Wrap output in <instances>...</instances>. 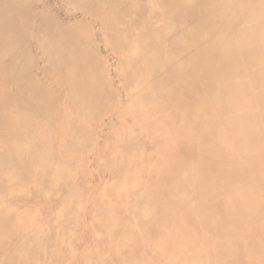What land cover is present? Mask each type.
<instances>
[{
  "label": "rangeland",
  "instance_id": "rangeland-1",
  "mask_svg": "<svg viewBox=\"0 0 264 264\" xmlns=\"http://www.w3.org/2000/svg\"><path fill=\"white\" fill-rule=\"evenodd\" d=\"M214 1L229 2L224 15L234 19L205 28L198 5L0 0L18 12L13 22L0 17L16 29L0 55L11 48L18 57L0 61V211L27 210L26 222H38L74 197L61 209L62 248L42 222L38 256L18 263L7 234L0 264H89L76 254L101 238L89 223L102 199L130 225L129 260L106 255L110 264H264V0ZM166 19L186 36L199 29L201 43L184 52L160 34ZM171 53L179 54L172 68L142 66L144 54L152 64ZM209 157L227 171L240 167L225 189L203 176L199 161ZM24 172L31 180L19 185ZM168 193L177 219L153 242L138 223L145 208L163 210L156 197Z\"/></svg>",
  "mask_w": 264,
  "mask_h": 264
},
{
  "label": "bare ground",
  "instance_id": "bare-ground-1",
  "mask_svg": "<svg viewBox=\"0 0 264 264\" xmlns=\"http://www.w3.org/2000/svg\"><path fill=\"white\" fill-rule=\"evenodd\" d=\"M133 1L136 2V1H140V0H132V2ZM161 2L163 4H165V6L169 10H171L172 8H177V7H186L189 5L190 6L191 5L201 6L203 11L200 14V16H198L199 20L210 18V20H209L210 22H208V23H207V20H205L206 22L200 21L202 23L203 27H205V28L209 27L210 24L212 25L210 27H213V25L215 24L214 20L218 21V19L221 20L222 18L228 20L230 18V17H227L224 15V13L227 12L226 10L230 8L229 2L228 3H221L218 1H214V0H161ZM231 8H233V7H231ZM217 11H219L220 15L217 14ZM190 12L192 14V11H190ZM190 12H188V13H190ZM243 12L244 11L242 10V13ZM2 15H4L5 20L13 22L17 19L18 12L16 10L6 6L4 8H2V7L0 8V17ZM240 16H241V14H240ZM193 17H194V21L198 22L195 18V15H193ZM231 19L233 20L234 18H231ZM232 20H230V21H232ZM163 22H165V23H164V26L162 28V31H160L161 32L160 34L163 33L169 39H171L175 43L177 42V44H179V45H185L186 48L183 49V50H185L184 52H191L192 45L196 44V43H201V41L203 39L204 34L200 33L199 29H197L196 31L193 29V30H190L189 33L187 32L189 35V37H188V35L186 36V32H183V33L174 32L173 27L170 26V21H168L167 19ZM219 22H221V21H219ZM2 24L3 23L0 21V46H2L4 44L11 45L10 42H13V40L16 39V37H15V33H16L15 30L16 29H10V28L6 29L4 27V25H2ZM217 26H218V24H217ZM179 54H182V51H180ZM179 54L178 53H171V54H168V56L164 55V56H166V59H164V58L161 59V56H160V59L162 61L160 60L161 62L152 63V64L151 63L146 64V62L149 61L146 59H149L150 57L147 54H144V55H142V60L144 61V62L141 61L142 66L148 73H152L155 70H161V69H164L167 67L172 68L178 64L177 61L179 60V58L177 56H179ZM0 56H1L0 61L5 59V62H7L9 66L14 65L15 61L18 59V57L15 55L13 50H11V48H9L7 51H2ZM193 58H194V56H193ZM208 122L209 123L207 124V126L209 128H212L213 122L211 121V119ZM213 140H215V139H213ZM207 152H208L207 148H202V152L197 153V154H201V153L206 154ZM210 152H212V155H218V152L214 151L213 147L210 150ZM209 158L210 159H208V160H202L201 159L199 161V168H200L201 172L203 173V176L206 174L209 177V180L212 184V188H211L212 190H214V189H218V190L225 189L226 186H228L232 182L233 177L239 172L240 167L238 165H233L232 168L228 169V171H227V169L219 167V165H215L213 159H211V157H209ZM125 160H126V158H125ZM250 163H251V161H250ZM21 169H23V167L21 165H19V167L14 166L13 170H12L13 173L10 174L11 177L14 176V173H15L14 171L21 170ZM27 173L24 172L22 178L19 179V182H18L19 185L26 183V182L31 180L30 179L31 173L30 172H27ZM251 173H252V171H251ZM254 173H252V174H254ZM208 177H205V179H208ZM14 186H17V185L15 184L12 187H14ZM160 191H162V190H160ZM71 195L67 194L66 197H61L60 200L58 199L59 204L55 205L56 206L55 211H56V209L58 210L56 212V216H52L53 213H55V212H53V213L50 212L47 219L44 220L40 217L41 220L38 222H36V220H32L31 222H26L28 215H29V211H27V210H16L15 209V211L13 213L14 215H12V217H10V216L8 217V215L3 210L0 211V237L9 234L13 237V240L15 241V243L18 244L16 259H15V260H17L18 263H22L23 259L25 260L26 257L33 259V258H36L38 256V254L41 250L40 246L42 245V243H41L42 241H40L38 238V235H39L38 233L40 232V230L43 229V226L45 225V224H42V222H46L47 229L57 230L56 237H54V239L50 237L49 239H50V242H52V239H53L52 244H54L56 248H58V247L62 248V246H60L59 243L61 242V240H64V238L66 237L65 226H63V225L65 224L68 213H66V211L61 210V209L70 201V199H74V197H71ZM163 195L164 194L157 195L156 199H162L163 200V201H161L160 204H162L164 206V209L160 211L159 206L158 207L152 206L150 208H145L144 209L145 213L143 215L144 218L141 219V223H138V226L140 228L145 229L144 236L153 242L158 241L159 238L164 233V231H166V229L169 227V225H173L174 224L173 222H175L177 219V213L173 212V210L170 209L171 204L167 200V199H172L171 195L169 193L166 196H163ZM203 196H205V195H203ZM174 198H175V196H174ZM174 211H175V209H174ZM51 216L53 218H50ZM188 218H189V214H188V217L185 218V220ZM128 223L129 222L124 217H119L116 220H114V217L111 215V212H110V206L106 204V200L102 199L98 203L96 210L93 212V217L91 218V224L89 223V225H91V227H92V231L96 234L100 233L101 238L96 240L97 243H96V246L94 247V249L93 248L90 249L88 246L84 245L85 249L83 250V253L81 254V252H80L79 254L78 253L76 254V255H79L78 259H81V260L85 259L86 261H88L89 264H110L109 262H106V258H105L106 255H108L107 258H110V260L128 261L129 260L127 258L128 254H125L126 249H125V247H122V246L127 245L126 234H127V230L130 229V225ZM74 228L76 229V227H74ZM93 238L94 237L92 236L91 241L93 240ZM66 250L67 249H65V250L63 249L62 254H65ZM120 251H121V253H123L122 256L117 255ZM60 258H62V257H60ZM121 264H126V262H122Z\"/></svg>",
  "mask_w": 264,
  "mask_h": 264
}]
</instances>
